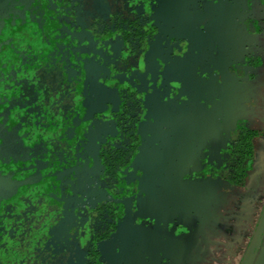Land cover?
<instances>
[{
  "label": "flooded vegetation",
  "instance_id": "af4514ba",
  "mask_svg": "<svg viewBox=\"0 0 264 264\" xmlns=\"http://www.w3.org/2000/svg\"><path fill=\"white\" fill-rule=\"evenodd\" d=\"M160 3L162 6H151L150 16L146 0H0V264H86L91 249L101 254L98 264H127L134 253L135 264H145L144 257L148 264H165L166 255L159 261L140 250L132 234L138 236L136 227L141 231L143 226L135 225L134 220L118 221L117 228L99 241L100 231L105 233L112 221L113 206L129 219H146L142 210L157 214L140 191L142 175L137 173L142 172L139 166L145 158L140 150L155 148L157 165L164 159L168 162L170 156L175 167L180 165L181 170L166 182L171 195L176 188L178 196L183 194L191 200V204L176 201L183 205L185 215H192L200 205H211L209 192L207 200L200 199L199 194L207 190L208 180L226 167L230 134L242 127L251 129L239 119L232 126L228 122L218 125V121L226 120L220 100L225 93L222 83L232 82L233 76L246 73L244 68L260 63L253 57L246 64L235 63L238 73L232 75L233 68H227L228 79L223 80L224 74L213 69L208 52L216 43L215 37L208 42L205 38V43H199V47H207L206 52L200 51V57L202 52L206 54L197 60L200 66L193 57L182 67L191 65L193 73L194 68L211 65L223 82L215 86V97L208 99L218 96L219 103L206 111L196 102V97L207 95L205 84L215 83H199L194 77V83L189 84L193 90L190 103L176 100L181 89H173L169 92L173 102L162 106L163 81L158 76L160 89L153 85L145 90L151 81L140 71L141 60L150 67L152 48L159 45L164 55L172 34L189 30L165 24V0ZM179 4L191 8L190 13L196 8L187 0H171L175 10ZM206 5L199 11L210 24L220 3L211 7L210 14ZM138 33L140 39L135 37ZM179 66H174L177 76L181 74ZM186 77L192 78L184 72L182 79ZM180 110H185V117L179 116ZM134 129L140 137L136 153L142 160L127 170H112L111 157L124 147V140ZM157 129L167 135L152 142ZM195 133L208 139L197 145L200 140L195 139ZM181 174L189 179H178ZM186 181L193 186L185 185ZM167 205L159 213L167 211V217L172 218L163 228L156 225L159 231L174 227L170 230L178 232L186 229L184 223L191 226L192 220L180 216L179 208L173 211V204ZM263 212L264 206L247 250ZM131 226H135L134 231ZM153 226L148 224L145 229ZM119 230L124 236L119 235L116 246L122 245L125 253L117 257L113 250L104 252L101 244L110 242ZM263 237L264 230L249 264ZM157 243L163 246L159 239Z\"/></svg>",
  "mask_w": 264,
  "mask_h": 264
},
{
  "label": "rangeland",
  "instance_id": "374dc122",
  "mask_svg": "<svg viewBox=\"0 0 264 264\" xmlns=\"http://www.w3.org/2000/svg\"><path fill=\"white\" fill-rule=\"evenodd\" d=\"M178 8L179 9L175 10L174 6L171 5V0H165V6L163 9V21L165 24H177L181 26V28L189 30V24L191 21L195 19H202L199 8H192L193 13L189 12L191 8L189 9L183 4H179ZM263 19L264 5H259L256 0H252V7L250 9L245 6L244 0H221L220 5L214 9V17L209 21V33L205 39V42H208L215 37L214 41H216V43H222L219 47L220 53L217 52L214 58L211 56L210 60L214 59V63H212L213 69H221L222 73L224 74L223 80L228 79L226 74L227 68L229 69L228 71L233 68L232 70L234 71L232 75L236 74L235 72L238 73L239 69L236 68L235 65L233 66V64L235 63H237L238 65L241 62L243 64H246L248 62V59L253 57V59H257L258 63L264 64ZM218 26H220V29H218ZM257 30L259 31L258 35L256 34ZM215 31H219V33L216 34ZM200 42L205 43L204 40ZM179 43H181L180 45H183L184 41L182 40ZM202 46L203 48H201L200 51L206 52V44H203ZM202 46L200 45V47ZM160 50L161 49L159 48V45L155 46L151 49L152 55L154 56L156 53H160ZM203 52L201 57L200 54L199 56L194 57V61L196 62V64L199 58L206 56V54ZM219 57L222 59L221 63ZM191 61H193V59ZM220 64H222V68H220ZM182 65L183 64L179 66L180 68L178 67V73H181L178 76L182 79L184 72H187L189 77L191 76L192 78L186 77L184 80L187 81L188 84L194 83V76L191 70V65L190 67L187 66V68L182 67ZM263 66L257 65L256 67H260V70L254 75L252 69L250 67H246L247 69L244 68L246 73L243 76L240 75V77L238 78H235V76H233L234 80L232 82L222 81V84L225 88V93L223 94V96L221 95L220 100L224 102L223 115L226 116V120L223 119L221 121H218V125H222L228 122L227 125L232 126L239 119L245 122L249 128L261 132V137L256 140L257 142L255 156L254 159L249 163L250 165H252V168H250L247 181L243 186H231L229 184H224L223 181L219 180L216 181V184H214L213 187L210 188L209 186L207 187L206 191L202 192V194H199L200 199H206L205 197L209 192V196L207 199H210L211 201L210 207H202L200 205L199 208H201V212L204 216H206V218H210L213 221L218 220V223L213 221L206 223L207 225H205V228L207 229L206 233L208 235L204 237V239L200 238L198 234L196 236L194 233L191 235L188 234L187 236H185V233H182L183 235H181V238L188 239L190 242L196 240L195 244L197 246L195 248L197 250L194 249L192 251H196L197 254H200L199 259L204 254V256L202 257H206L207 264H239L244 251L247 250V243L249 241L248 239L252 236L256 228V224L259 220L264 206V89L262 86V84L264 83ZM144 67L147 68L146 66ZM195 86L197 87L196 83ZM215 86L216 84H205L204 92L207 93V98H209V96L210 99L211 97H215ZM179 116L185 117V110H180ZM243 125L245 124H242V126ZM195 139L200 140L198 141L199 143L196 142L197 145H199L201 144L200 142H202L203 139L208 138L203 134L197 135L195 133ZM211 139L214 138L211 137ZM172 141L173 139H171L170 143L174 142ZM161 150L165 154L169 153V151L165 150L164 148H161ZM179 166L175 171L179 169L181 170V167L179 168ZM161 172V170H158L156 172V170H152V168H149L148 171L145 170L141 181H139L141 182L139 183V187L142 190L144 189L146 191L147 188L151 187V193H153L154 195V193L156 192L157 184L162 182V177L160 176ZM178 179L181 180V176ZM188 182L185 183V185L192 187L193 184ZM210 190H213V192H211ZM218 194L220 195V199L219 202L216 203V197H218ZM156 195L159 196V192ZM152 196H146L144 202L151 205V208L154 209L157 213L155 215L152 214V216L158 219V223L156 225L160 229L163 228V226H167L168 223H170L172 217L171 215L169 216V218L167 217V211H162L160 215V203H158L157 198H155L156 201H154V198L152 199ZM213 204H217L218 208L214 209ZM149 205L147 207H149ZM140 208L142 207L140 206ZM144 212L145 211L143 210L141 211V213ZM161 223H163L162 227ZM189 223L191 226H189V224L187 223H184V227L187 230L189 228H195V224L193 222ZM156 225H154L149 230L143 227L141 231H138L140 232L138 236H134L133 234L132 236L134 238H137L135 240L139 243L140 250H146V253L148 255L150 254L152 259L160 261L159 258L161 254H163V258L166 255V243L175 241L176 235L175 229L173 231L170 230L174 227H171L168 230L163 229L159 231L158 228H156ZM137 228L139 227H136V229ZM130 229L134 231L135 226H131ZM216 229L218 231H215ZM119 235L121 237L124 236V234H122V230L117 231V234H114L112 236V240L110 242L101 244L102 250L104 252L113 250L121 239ZM140 238L142 240L141 242H139ZM158 239L159 241H162L163 246L158 245ZM204 242L206 246L205 251L201 247L203 246ZM146 253L142 255L146 256ZM135 256V253L133 255H129L126 263L135 264ZM103 260V263H105L106 259L104 258ZM261 261H263L264 264V237L261 240L260 247L255 253L251 264H261ZM196 262L197 261L193 260L190 261V263L192 264H197Z\"/></svg>",
  "mask_w": 264,
  "mask_h": 264
},
{
  "label": "trees",
  "instance_id": "16d2710c",
  "mask_svg": "<svg viewBox=\"0 0 264 264\" xmlns=\"http://www.w3.org/2000/svg\"><path fill=\"white\" fill-rule=\"evenodd\" d=\"M262 21H264V19ZM131 27H133V24L131 25ZM138 35L140 36V34L138 33L135 35V37H137ZM139 36H138V39H140ZM250 64H252V62ZM263 65L264 64H260L259 66H263ZM133 131L134 132L128 135L127 139L124 140V147L118 149L117 152H114L116 154H114V156L111 157L112 170L113 169L116 171L121 170V169L127 170L131 166H133L135 163L137 164V162L142 160L141 157L140 159L138 157L140 155H137L139 153H136L138 143L140 142V137L138 136L135 129ZM230 136H231L230 137L231 138V147H230L231 151L228 154L226 167L220 168L216 172L217 176L213 177V179L208 180L206 186L208 187L210 186V188L213 187L214 184H216V181H219V180L223 181L224 184H229L231 186H236V187L243 186L247 181L248 173L251 168L249 163L253 159L255 146H256V140L259 137V133L258 131L248 129L246 127H242L241 129L233 131L232 134H230ZM140 151L142 152V157L143 156L145 157L144 164L139 166V169L142 171L143 174H144V171L145 170L148 171L149 168L150 169L152 168V170H156V172L158 170L162 171L160 173V176L162 177L161 178L162 182L157 184L156 192L154 193V195L153 193H151L152 192L151 187L147 188V191L144 189L140 190L141 192H144V195H145L144 199H146V196L151 197L153 195L152 199L154 198V201H156L155 198H157L158 203H160L161 209L162 207H166L168 203L169 204L172 203L173 211L174 209L179 208V210L182 211L180 212V216L183 217L186 214V211L183 209V205L180 206L177 202L179 203L189 202V204H191V200H188L189 197H185L186 195H183V194L178 196L176 188L175 189L173 188L174 192L171 195L172 193L171 187H168V182H166L167 177L175 174L176 172L175 168L178 167V166L175 167L174 158H171L170 156L168 157V162L164 159L162 162H159L161 165H159V163L157 165V157L155 153L156 151L155 148H152L151 150L148 149V150H144V151L140 150ZM161 166H162V169H161ZM210 191L213 192V190H210ZM158 192H159V196L156 195ZM219 199H220V195L218 194V197H216V203L219 202ZM208 201H210V199H208ZM139 202L140 200L138 201L137 199V205L139 204ZM196 206L198 205L196 204L195 208ZM214 208L215 209L218 208L217 204L214 206ZM111 214H112V221L109 222V225L106 226L107 231L105 233H103V231H100V234L102 236L99 237V241H102V239L104 238L103 236H105V234L108 235L109 232L117 228L118 221L122 220V222H124V221L130 220V222H133V219L131 218L129 219L128 217L121 215L117 211L116 206L112 207ZM104 216H106V214ZM185 217H189L192 220V222L195 224L194 225L195 228L189 229L187 233H185V236H187L188 234L191 235L194 233L196 236L198 234L200 238L204 239V237L208 235L206 233L207 229L205 228V225H207L206 223H209L213 220L210 218H206V216L202 214L201 208L197 207V209L194 211L192 215L190 216L185 215ZM206 219H210V220H206ZM213 222L218 223V220L216 221L214 220ZM215 231H218V230L216 229ZM181 235L183 234L181 233ZM181 235L175 236L176 237L175 241L167 245V253H166V259L164 263L165 264H192L190 263V261L193 260V261H197L196 262L197 264H201V262L202 264H207L206 257L205 258L202 257L204 256V254L199 259L200 254H197L196 251H193V252L190 251V247L191 249H196L195 248L197 246L195 244L196 240L190 242L188 239L181 238ZM201 247L205 251V247H206L205 242L203 246ZM193 254H196V255H193ZM100 256L101 254L99 251L95 249H91L89 252V256H88L86 264H98Z\"/></svg>",
  "mask_w": 264,
  "mask_h": 264
},
{
  "label": "snow or ice",
  "instance_id": "6c2138e0",
  "mask_svg": "<svg viewBox=\"0 0 264 264\" xmlns=\"http://www.w3.org/2000/svg\"><path fill=\"white\" fill-rule=\"evenodd\" d=\"M207 4L211 7L214 5H218L221 0H187V3L192 6L199 8L200 11H203L202 5ZM259 5H264V0H256ZM244 4L247 8L252 7V0H244ZM162 6L160 0H146V6L148 7L149 15L151 16V6ZM209 23L204 19H195L189 24V35H175L174 38L169 42V47L166 49L164 55L160 53H156L151 58L150 67H144V61L141 60V68L140 71L144 73L146 80L151 81V84L145 85V90H150L153 85H156L157 89H160L159 84L156 83L157 77L163 81L164 89H160L162 95L160 96V103L162 106H167L172 101V97L169 96V92L173 89H181V91L176 93V100H183L185 104L190 103L193 100V90L190 88L187 81L181 79L179 76L175 74L174 66L176 64H184L189 58L197 57L200 54V41L204 40L209 33ZM257 35L259 31L257 30ZM183 40L184 44L180 45L178 41ZM220 45L218 43H214L212 47L208 48V52L210 55L215 56L219 49ZM179 48V51H174V49ZM176 56L179 57V60H172L171 57ZM163 62V63H161ZM193 75L199 83H206L211 80L216 85L221 84V77L218 72L212 71V66L209 65L208 68L201 67L199 70L193 69ZM196 102L206 111H211L214 104L219 103V97L209 100L207 96L196 97ZM254 107V106H253ZM151 112V109H149ZM137 175H143L142 172L137 173ZM195 178V177H193ZM182 180L189 179V176H185L181 174ZM143 215L146 219H137L133 217L135 225L147 227L148 224L156 225L158 223V219L154 218L150 212H144ZM137 231L140 229L137 228ZM187 229L181 228L180 231L175 232L176 236H180L181 233H186ZM83 241L81 242V246H83ZM114 254L119 257L124 255L125 249L122 245H118L113 249ZM160 261H163V254L160 256ZM145 264H148V258L144 257Z\"/></svg>",
  "mask_w": 264,
  "mask_h": 264
},
{
  "label": "water",
  "instance_id": "95a60500",
  "mask_svg": "<svg viewBox=\"0 0 264 264\" xmlns=\"http://www.w3.org/2000/svg\"><path fill=\"white\" fill-rule=\"evenodd\" d=\"M206 7H207L208 13L210 14L212 6L210 7L207 4ZM189 34H190L189 32L180 31L179 35H189ZM165 135H167L166 131H164V130L162 131L160 129H157L155 134L152 136V142H155L159 138L162 139ZM263 230H264V212L260 218L257 229H256L255 234L253 236V239L250 243V246L248 247L246 254L244 255V258H243L241 264H249L250 263L252 256L254 254V250H255L256 246L258 245V242L260 240V237H261Z\"/></svg>",
  "mask_w": 264,
  "mask_h": 264
},
{
  "label": "crops",
  "instance_id": "0c3cea01",
  "mask_svg": "<svg viewBox=\"0 0 264 264\" xmlns=\"http://www.w3.org/2000/svg\"><path fill=\"white\" fill-rule=\"evenodd\" d=\"M211 62L212 63H214V60H211ZM251 69H252V72H253V75L255 74V73H257L259 70H260V67H256V66H251L250 67ZM248 78V77H247ZM262 86H263V89H264V83L262 84ZM263 96H264V94H263ZM257 142V141H256ZM256 151V150H255ZM207 207H210V205L209 206H207ZM192 250H194V249H191V247H190V251L191 252H193Z\"/></svg>",
  "mask_w": 264,
  "mask_h": 264
}]
</instances>
